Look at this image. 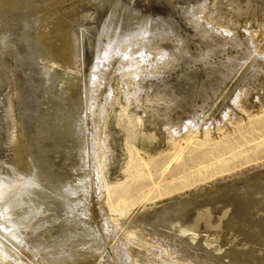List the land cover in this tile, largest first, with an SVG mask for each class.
<instances>
[{"label":"rangeland","instance_id":"1","mask_svg":"<svg viewBox=\"0 0 264 264\" xmlns=\"http://www.w3.org/2000/svg\"><path fill=\"white\" fill-rule=\"evenodd\" d=\"M194 1L2 0L0 23L7 25L0 24V61L7 70L16 67L13 88L21 93L23 136L11 148L0 143V176L34 174L40 186L28 193L46 201L28 228L22 227L21 242L9 240L0 222V242L20 264H264V63L251 80L242 81L248 68L242 71L199 115L191 105L203 74L194 69L196 74L185 78V67L171 68L166 39L151 43L148 36L146 44L135 39L116 61L93 69V42L109 18L151 32L168 27L189 50L204 48L184 16ZM215 4V18L207 13L204 21L217 36L235 32L252 41L253 55L263 54L264 0ZM73 25L80 27L72 33L81 64L61 76L58 69L52 80L36 57L40 47L32 44L40 39L52 47L67 45ZM29 67L41 70L30 81ZM58 76L73 78L68 90L55 86ZM2 94L0 113L6 114L3 100L13 96L12 88ZM92 103L97 132L89 119ZM27 120L34 124L27 126ZM37 121L47 128L42 135L34 132ZM78 121L84 124L85 145L76 164L63 163L74 156L71 141L66 158L55 153L53 163L42 167L36 138H57L61 124L69 130ZM29 205L12 219L26 214Z\"/></svg>","mask_w":264,"mask_h":264},{"label":"bare ground","instance_id":"2","mask_svg":"<svg viewBox=\"0 0 264 264\" xmlns=\"http://www.w3.org/2000/svg\"><path fill=\"white\" fill-rule=\"evenodd\" d=\"M191 3H192V5H191L192 8L188 9V10H184V16H186L189 19V24L193 28L194 32L199 35L200 40L205 44V46L203 45L204 48L199 47L197 50L194 48L195 51H191L192 49L190 48L191 50H189V48H188L189 45L187 44V42L185 43V41L183 39L181 40V38L178 35H175L170 30H168L169 29L168 27L161 28L159 30L157 29V30L151 32V29L149 27L139 26V25H135V24H131L129 26V24L125 25V24H122L121 22L116 23V22H114V20L112 21V19H110L108 17L109 19L106 21L104 27L100 28V30H99L100 32L97 34V38L95 39V42H93L94 49L92 51L91 60H93L95 62V65L93 66L94 71L99 72V69H101L103 67V65L105 64V62L107 60L108 61L110 60L111 63L116 61L117 57L120 56V54H122L123 46L128 48L129 46H131L134 43V40L138 39V38L141 39L142 43L146 44L148 42L147 40H149L148 36H151L152 37L151 43L152 42L157 43L158 41L161 42L162 40H165V39L169 42V45L171 47V54H170L171 68L175 69L178 67H185V70L183 72V77H185V78L186 77L190 78V76L193 77L191 75L190 71L194 70V69L196 70V72H200V74L201 73L203 74L201 81L199 83L196 81V84L194 83L197 88L194 90L195 91L194 100L192 101L193 105H191V107L193 106V108H194L193 112L195 115L201 114L203 112V110L205 109V107L208 106V103L210 101L214 102L213 100H216L218 97L223 96L224 93L226 94V91L228 89H230L232 84H234L233 82L239 76V74H241L242 71L245 72V70L247 68L249 71L247 70L242 81L243 80L248 81V79L251 80V78L254 77V75L256 74V71H258V69L260 68V65L262 63H264V53L263 54L257 53V55H256V52L254 51L255 53L253 55L252 54L253 50H251V48H252L251 42L252 41H249L246 38L236 37L235 32H232V31L228 32V33L226 32L227 36H223V37L217 36V34L215 33L216 29L213 27V25L208 24V22L204 21V18L207 15V13L210 14V16L212 18H215L213 16V15H215V11H216L215 0H196V1L191 2ZM2 7H3V3H2V0H0V16H2L4 14ZM226 10H228V9H226ZM115 11H117V10H115ZM111 15H112V13H111ZM121 18H122V16H121ZM121 18H120V20L122 21ZM0 19H1V17H0ZM1 23L4 24L5 22H1ZM4 25H7V24H4ZM76 26L73 25V27H71L68 30L71 33H67L65 35L66 38H68L67 39V43H68L67 45H61L60 47H52L53 44L51 45V44H49L45 41H42L40 39H38L36 44H32V46L38 45L40 47L36 57L39 58V61L45 65V67H43V69H41L42 73H44V76L52 79L51 76L58 69L59 70L62 69V73L59 71L60 72L59 76H61V74L70 73L72 69L77 70L78 69L77 67L80 66L81 56L78 55V53H77V52H79L78 49L75 52L76 48L75 49L73 48L74 47L73 42L76 40L77 37L72 33V28H75V30H76L77 29ZM1 27H2V25H1ZM77 27H79V25ZM6 30L7 29H5V31ZM2 32H4V31L2 30ZM87 33H88V31H87ZM5 38H7V37H5ZM35 38L37 39V37H35ZM4 41H6V40H4ZM4 41H2V42H4ZM79 44L77 43V45H79ZM6 45H7V43L3 44V46H5V48L7 47ZM8 45H9V43H8ZM9 46H8V48L10 49L12 47V44L10 47ZM77 47H79V46H77ZM5 48H2V50ZM196 48H197V46H196ZM82 49H84V48H82ZM5 50H7V49H5ZM79 50H81L80 47H79ZM8 52H9V50H8ZM82 54H84V52ZM4 65H6V64L4 62L0 61V95L2 94L3 90L8 89V87H10V88H12L13 96H11V98H9L10 96H8V97L4 96L6 99L3 100V103H4L3 107L5 109L4 112L6 114L0 113V143L3 144V142L4 143L6 142L10 145L9 148H11V146H13L11 144H13L15 142L16 137L17 136H19V137L23 136L22 135L23 134L22 126H21L22 114L20 116V111H19V105L21 102V100H20L21 93L19 90L13 88L14 83H15L13 78H14V75L16 74V67H14V68L12 67L11 70H7ZM6 67H7V65H6ZM28 69H29V72L27 73L28 74L27 78H29V81L31 79H33V77L35 78V76H38L39 72L41 71V70L39 71V69L33 70L31 67H29ZM191 72L193 73V71H191ZM196 72H194L193 75H195ZM197 76H199V75H197ZM197 76H195V77H197ZM63 77H65V76H63ZM185 78L183 80H185ZM60 79L61 78L59 77V80ZM72 79L73 78H71V79L65 78V79L60 80V82L57 81L56 82L57 85H55V86H57L58 89H59V87H62L63 89L66 88L68 90L69 87L72 85V83L70 84L69 81ZM192 80H193V78H191V81ZM193 81H195V80H193ZM185 82L187 84V80ZM59 83H61V84H59ZM192 83L193 82H191V84ZM46 90H47V88H46ZM6 95H7V93H6ZM209 105H211V104H209ZM212 105H213V103H212ZM26 110L31 111V110H28L27 108H26ZM52 110H53V108H52ZM52 110L49 109L48 112H50V111L52 112ZM38 115H40V114H38ZM96 117H97L96 103H92L90 108H89V119L91 121V124L93 125V127H91V128L96 129V132H97L98 123L96 121ZM33 118H34V116H33ZM40 118H42V117H40ZM26 122H27V124H26L27 126L29 125V123H31V124L33 123V122H30L29 120H27ZM39 122L37 121V123L35 124L34 132L37 135H42V133L44 131H46L45 129H47V128L43 127L44 125L41 126ZM41 127L44 129H42ZM86 127H87V125L85 124V128ZM57 129L59 130V131H57V135H58L57 138L48 139V138H42L40 136H39V139L36 138L37 141H35V148L38 151L41 166L44 167L43 166L44 162H50V163L52 162L53 163V160L55 159L53 154H55V153L56 154L61 153V155L66 158L67 157V155L65 154V151L67 150L66 146L69 142L73 141V144H74L73 147H74V151H75L73 153L74 156H71L70 158L67 157L66 161L65 162L63 161V163H65L64 165L66 168H67V166H68V168H69V166L71 168L76 164V161H75L76 157L79 158V156L82 154L81 152L84 150V149H82L85 145V139H83L84 124H83V122L78 121L69 130L66 129L64 127V125L61 124L59 126V128H57ZM37 135H35V136L38 137ZM89 137H88L87 141L91 140ZM82 139L84 141H82ZM75 142L78 144H76ZM8 144H7V146H8ZM18 144L20 145V143H18ZM19 147H18V149H19ZM6 149H4V150H6ZM20 149H21V147H20ZM81 149H82V151H81ZM23 152H25V151H23ZM18 153H19V151H18ZM21 153L22 152H20V154ZM92 153H93V151L91 152V154ZM23 155H25V154H23ZM28 155H27L26 159L28 158ZM9 157H12V156H9ZM21 158L23 159L24 157L21 156ZM65 158H62V160ZM23 161L21 160V162H22L21 163V169H23L22 165L23 166L25 165V163L23 164ZM18 162H20V160ZM17 167H19V165H17ZM23 172H24V170H23ZM25 174H27V172ZM31 174L32 173H30L29 175H31ZM46 175H48V174L46 173ZM13 176L15 177V179L13 178ZM22 176H24V174ZM64 176L66 177V175H64ZM26 177L27 178H23V177H20L19 175L17 177V174L16 175L13 174L12 177L10 174H7V176L5 178L0 176V213L5 211V213L0 214V222L1 221L3 222V224H2L3 229L5 231L9 232V233H7V234H9L7 236L9 240L15 239L16 241H20L19 235L23 231L22 227H24L25 229L28 228L29 224H31V222L35 219L34 214L37 213L38 208H40V206L45 207V204H46V201L44 200V198H42L40 201H36L35 198L32 197L35 193L31 196L29 195L30 192L34 191L32 189H35L36 188L35 186H38V187L40 186L39 185V183L41 182L40 179L37 180L38 178L34 177V174H33V176H30V178H28V175ZM261 193H262V191H261ZM35 201H36V203H35ZM32 203H33V205H32ZM28 204H30V205H29V208L26 207V211H27L26 214H24L25 212H23L22 214H24V215H21V216L18 215L19 218L17 216V219H15L16 218L15 217L14 218L15 220H13L12 214L15 211H17L18 209L27 206ZM8 210H9V212H7ZM15 213H17V212H15ZM40 214H42V213H40ZM33 216H34V219L32 220ZM7 237H5V238H7ZM47 237L48 236H46V238ZM24 238H25V236H24ZM39 238H40V234H39ZM53 239H55V238H52L51 241ZM48 240H49V238H48ZM48 240H46V242L45 241L44 242L47 243ZM37 242H39V239ZM16 243H18V242H16ZM48 245H49V242H48ZM32 249H34V248H32ZM120 249H121V247H120ZM35 250H36V248H35ZM35 250H34V253L36 252ZM16 251H18V250H16ZM31 251H33V250H31ZM39 252H42V251L39 250ZM39 252H38V254H39ZM116 253H117V255L118 254L120 255V253L118 251H116ZM14 254H15V252H13V251L11 252L10 250H8V247L5 244H2V242H0V264H20L19 259L17 260L14 256ZM67 254H68V252H67ZM65 255H66V252H65ZM66 257H67V255H66ZM60 258H62V257H60Z\"/></svg>","mask_w":264,"mask_h":264},{"label":"water","instance_id":"3","mask_svg":"<svg viewBox=\"0 0 264 264\" xmlns=\"http://www.w3.org/2000/svg\"><path fill=\"white\" fill-rule=\"evenodd\" d=\"M97 38V37H96ZM31 116H33L32 114H31ZM34 120H35V118H34ZM30 121H32V119L30 120ZM31 124V123H30Z\"/></svg>","mask_w":264,"mask_h":264}]
</instances>
